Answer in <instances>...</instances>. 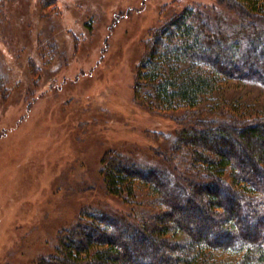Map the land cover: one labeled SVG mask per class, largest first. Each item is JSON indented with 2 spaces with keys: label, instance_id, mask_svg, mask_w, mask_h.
I'll return each mask as SVG.
<instances>
[{
  "label": "rangeland",
  "instance_id": "rangeland-1",
  "mask_svg": "<svg viewBox=\"0 0 264 264\" xmlns=\"http://www.w3.org/2000/svg\"><path fill=\"white\" fill-rule=\"evenodd\" d=\"M187 7L234 23L218 0H0V264L49 260L83 210L139 209L109 195L101 160L154 163L180 129L186 111H149L134 85L152 34ZM221 91L264 111V83Z\"/></svg>",
  "mask_w": 264,
  "mask_h": 264
},
{
  "label": "trees",
  "instance_id": "trees-1",
  "mask_svg": "<svg viewBox=\"0 0 264 264\" xmlns=\"http://www.w3.org/2000/svg\"><path fill=\"white\" fill-rule=\"evenodd\" d=\"M218 4L233 24L187 7L152 34L137 67L139 104L186 111L168 147L153 149L154 163L111 151L101 160L109 195L139 209L83 210L38 264H264V111L221 91L234 78L264 83V0Z\"/></svg>",
  "mask_w": 264,
  "mask_h": 264
}]
</instances>
